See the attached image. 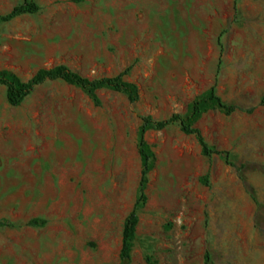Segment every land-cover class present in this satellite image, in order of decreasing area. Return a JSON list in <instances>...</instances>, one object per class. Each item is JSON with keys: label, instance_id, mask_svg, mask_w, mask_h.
I'll return each instance as SVG.
<instances>
[{"label": "rangeland", "instance_id": "obj_1", "mask_svg": "<svg viewBox=\"0 0 264 264\" xmlns=\"http://www.w3.org/2000/svg\"><path fill=\"white\" fill-rule=\"evenodd\" d=\"M34 1L38 14L0 26V70L23 81L60 64L89 79L129 70L140 101L103 89L95 106L53 82L13 107L0 87V220L15 225L0 227V264H120L141 117L184 115L214 84L226 104L255 108L195 124L234 166L178 125L149 131L132 264H264V0ZM23 2L0 0V16Z\"/></svg>", "mask_w": 264, "mask_h": 264}, {"label": "trees", "instance_id": "obj_2", "mask_svg": "<svg viewBox=\"0 0 264 264\" xmlns=\"http://www.w3.org/2000/svg\"><path fill=\"white\" fill-rule=\"evenodd\" d=\"M40 11L41 6L37 2L34 0H24L21 5L13 8L11 12L0 16V26L5 23H10L22 16L36 15ZM2 45L3 39L0 33V47ZM220 66L221 64H219L218 70H220ZM128 72L129 70L116 77L89 79L74 71L69 66L60 64L52 68H41L28 81H23L16 73L10 70H0V87L6 88L7 101L13 107L21 106L39 87L53 82H63L69 86L82 90L93 101L95 106H100L101 102L98 92L103 89L123 93L127 96L130 103L135 105L140 101V90L135 83L125 80L124 77ZM214 109H218L226 115H232L239 110L247 113H253L255 110V108L243 110L239 107L226 104L218 95L216 84H214L188 106V111L184 115L173 114L169 118L162 120L155 119L152 116L141 117L142 125L139 130L138 141L142 164L139 197L132 212L124 223L120 264H132L134 243L137 237V228L140 223V211L146 206L148 201L146 195L148 177L154 168L155 160V154L146 140V135L149 131H163L178 125L184 134L194 136L197 139L203 156L207 158L225 156L227 164L234 166V164L230 162V153L212 148L207 143L202 131L195 127V124L204 114ZM44 224V221L33 219L30 220L26 226L40 227ZM0 227L13 228L15 225L8 220H0Z\"/></svg>", "mask_w": 264, "mask_h": 264}]
</instances>
